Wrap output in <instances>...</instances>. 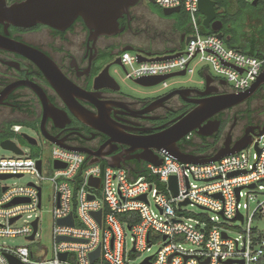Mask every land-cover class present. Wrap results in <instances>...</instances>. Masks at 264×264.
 Listing matches in <instances>:
<instances>
[{
    "label": "built area",
    "instance_id": "obj_1",
    "mask_svg": "<svg viewBox=\"0 0 264 264\" xmlns=\"http://www.w3.org/2000/svg\"><path fill=\"white\" fill-rule=\"evenodd\" d=\"M243 1L252 4L256 0ZM155 4L162 10L179 8L189 15L185 44L170 55L179 56L166 61L139 63L137 53L124 54V81L183 72L186 77L200 68L203 86L207 75L226 81L233 93L245 92L256 82L264 69V58L228 47L217 33L206 34L199 0H155ZM160 85L163 89L171 87L168 80ZM11 131L21 135L22 127L15 125ZM192 135L183 140L185 145ZM253 139L245 150L220 160V165L182 164L160 152L164 162L159 167L147 163L140 168L114 169L101 163L88 165L86 155L53 144V174L44 177L39 157L23 151V156L2 158L0 241L21 238L27 244L0 246V264H15L11 259L16 264H134L132 259L151 252L157 240L158 251L140 264H264V229L255 226L264 221V136ZM233 174L239 175L230 177ZM27 175L35 176L36 181L21 187L2 185ZM172 177L178 181L176 198L168 187ZM92 180H99V186H92ZM45 184L51 187L50 255L37 240ZM17 200L27 202L12 205ZM186 202L189 204L182 205ZM188 206L199 207L212 216L190 218ZM99 212L100 222L95 216ZM15 218L19 219L11 223ZM69 218L73 226L60 224ZM36 221L37 232L31 240ZM231 230L240 233L233 238ZM127 231L132 233L131 249ZM97 250L99 258L91 263L90 256Z\"/></svg>",
    "mask_w": 264,
    "mask_h": 264
},
{
    "label": "flooded vegetation",
    "instance_id": "obj_2",
    "mask_svg": "<svg viewBox=\"0 0 264 264\" xmlns=\"http://www.w3.org/2000/svg\"><path fill=\"white\" fill-rule=\"evenodd\" d=\"M18 1L22 0H7L8 4ZM157 7L153 0H138L119 18V29L109 34L90 29L81 18L65 31L0 23V37L13 42V46H0V143L11 140L13 126L24 125L42 137L84 150L103 165L144 167L153 137L176 125L203 100L234 94L226 81L214 78L206 96L184 91L196 89L164 95L153 91L131 95L123 90L112 70L124 54L141 50L165 55L185 44L189 28L166 18ZM222 32L229 37L225 26ZM263 88L245 103L204 123L221 121L219 132L209 137L194 133L190 142L197 138L200 144L188 151L181 141V150L193 156H213L229 137L235 144L247 131L264 125L253 112V102ZM205 90L206 86L197 91ZM75 112L87 114L93 126L79 120ZM155 153L159 156L160 152Z\"/></svg>",
    "mask_w": 264,
    "mask_h": 264
},
{
    "label": "water",
    "instance_id": "obj_3",
    "mask_svg": "<svg viewBox=\"0 0 264 264\" xmlns=\"http://www.w3.org/2000/svg\"><path fill=\"white\" fill-rule=\"evenodd\" d=\"M138 0H22L13 4H8L7 0H0V23L7 24V26H17L31 28L37 25H45L58 31H65L70 28L78 19H82L86 25L92 29L98 31L100 34H109L119 29V18L128 13L129 9L133 7ZM260 0H256L252 3L254 7L258 5ZM155 4V0H153ZM199 12L203 16V26L207 30H211L217 33V37L220 39L229 40L225 38L222 33L223 23L217 19V3L212 0H199ZM164 16L170 17L175 13H180V9L174 10H163ZM183 41L185 38L183 37ZM13 46V42L7 40L4 37H0V46ZM132 52L137 53L138 62L144 63L148 61H166L171 60L177 56H170L174 51H169L165 55L146 53L141 50H133ZM114 65H119L124 68L121 60L118 59ZM185 72L172 74L164 77H153L135 80L133 83L141 88L152 89L163 82L170 80L175 77H184ZM206 90L199 92L197 90H184L187 92H195L201 96L210 94L209 91L212 89L213 79L207 75ZM264 87V69H262L256 82H254L248 90L245 92L228 94L218 98H209L199 103L196 110L191 112L189 115L180 120L176 125L168 129L167 131L153 137V143L149 146V154L143 158L145 163L153 164L154 166H161L164 162L163 159L155 153L163 152L168 157L182 163V164H196L204 165L219 162L224 157L239 153L245 150L254 140L253 137L264 136V126L254 127L251 131H247L246 135L237 143L232 144L231 137L226 141L224 148L213 156H193L183 152L179 146V143L183 141L190 134L196 133L198 136L209 137L214 133L219 132L221 127V121H211L205 126L204 123L209 119H212L221 113L237 107L246 101L253 98L262 88ZM76 117L82 120L88 125H92L93 119L87 116V114H80L75 112ZM93 126V125H92ZM210 129L209 132H205L206 129ZM30 145L37 146L38 142L27 135L22 136ZM45 139L62 148H65L72 152L81 153L87 156L89 161L88 165L100 164L99 160H92L91 155L86 153L84 150L70 148L63 143L59 142L55 138L44 135ZM1 146L8 151L13 152L16 156H23L24 152L18 148V146L11 140L1 142ZM140 149H146L141 146ZM108 166L119 169L120 166L108 163ZM38 167L41 169V162H38ZM55 167L60 168L58 164ZM239 174H233V177ZM2 179H9L11 176H2ZM92 186L98 187L100 184L99 180H92L90 182ZM169 190L174 198L178 196V181L176 177H172L168 184ZM251 188H254L252 186ZM237 192H240L238 190ZM93 199V198H91ZM145 200V197L141 198ZM26 200H17L12 205L25 203ZM186 202L182 205H188ZM97 220L100 222L101 212L95 214ZM19 218H15L11 221L14 223ZM240 219H242L240 217ZM38 221L34 223V234L30 238L34 239L37 232ZM60 224H66L73 226V220L71 218L60 221ZM67 240V239H65ZM100 255V251L92 253L90 256L91 263H94ZM66 259V255L63 256ZM12 263H17L11 259Z\"/></svg>",
    "mask_w": 264,
    "mask_h": 264
},
{
    "label": "rangeland",
    "instance_id": "obj_4",
    "mask_svg": "<svg viewBox=\"0 0 264 264\" xmlns=\"http://www.w3.org/2000/svg\"><path fill=\"white\" fill-rule=\"evenodd\" d=\"M158 8V7H157ZM227 15L230 18H234L239 16L241 18V23L244 24V31L248 37L254 36L256 31L260 29V26L264 25V4H260L259 6L254 7L252 4L245 3L243 0L237 2L234 6V9H228L226 11ZM166 17V16H165ZM173 21L183 22L186 25V28H189L190 25V17L185 11H180V13H175L170 17ZM227 45V44H226ZM112 75L115 79L120 83L123 90L131 95H140L136 91H150L157 92L159 95H164L169 92H172L177 89H196V90H204L205 86L200 85L202 81L201 69L199 68L194 75H188L186 77H175L168 80V83L171 85L168 89H163V86L159 85L155 88L144 90L140 89L136 86L132 81H124L125 72L122 67L116 66L112 70ZM253 112L257 121L260 123L264 121V92L262 95H259L257 99L253 102ZM22 134H25L31 138H34L38 141L37 146L30 145L23 137ZM12 142H14L22 151L25 152L26 155H31L32 157H39L43 160V175L44 177H51L53 174V159H52V151L53 144L48 142L44 137L40 136L38 131L33 129L32 127L22 126L21 135L13 134ZM200 144V141L197 138H193L192 145L186 146L185 149L188 151H192L196 149V147ZM16 157V155L8 150H5L0 143V159L6 158L11 159ZM36 181V177L32 175H27L22 179H11L2 182V185L12 187V186H26L30 182ZM51 187L50 185L45 184L44 193H43V216L40 221V231L39 236L37 238L41 247L47 250V254H51L52 247V220L50 210L51 208ZM153 203V201H152ZM154 206V204H153ZM186 210L189 213L190 218L197 217H207L212 216L210 213L205 210L200 209L199 207H190L188 206ZM234 227L242 228L241 224H234ZM260 229H264V221L258 223L257 225ZM239 231L231 230L230 236L235 238ZM127 244L128 247L132 248V233L127 231ZM159 240L154 241L153 247L151 248V252L145 251L142 254L136 255L132 262L134 264H140L145 258L154 255L159 249ZM27 242L21 238L17 239H1L0 246L15 248L25 246ZM185 246L189 247L188 244Z\"/></svg>",
    "mask_w": 264,
    "mask_h": 264
},
{
    "label": "trees",
    "instance_id": "obj_5",
    "mask_svg": "<svg viewBox=\"0 0 264 264\" xmlns=\"http://www.w3.org/2000/svg\"><path fill=\"white\" fill-rule=\"evenodd\" d=\"M212 1L217 3V11L220 12L218 19L223 23L225 33L230 37L229 40L225 39L227 46L251 57L264 58V25L260 26V29L256 31L254 36L248 37L244 31V24L241 23V18L239 16L230 18L226 13L228 9L233 10L235 4L241 0ZM262 3L264 4V0H260L257 6ZM204 32L206 34H213L211 30L204 29ZM190 145H192V142L186 143L187 147Z\"/></svg>",
    "mask_w": 264,
    "mask_h": 264
},
{
    "label": "crops",
    "instance_id": "obj_6",
    "mask_svg": "<svg viewBox=\"0 0 264 264\" xmlns=\"http://www.w3.org/2000/svg\"><path fill=\"white\" fill-rule=\"evenodd\" d=\"M224 28V27H223ZM226 38H229L230 39V37H226ZM225 40V39H224Z\"/></svg>",
    "mask_w": 264,
    "mask_h": 264
}]
</instances>
